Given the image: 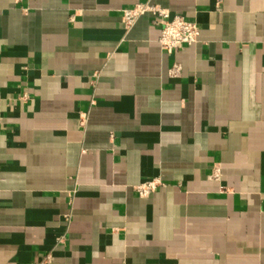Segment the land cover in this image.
Returning a JSON list of instances; mask_svg holds the SVG:
<instances>
[{"label":"crops","instance_id":"crops-1","mask_svg":"<svg viewBox=\"0 0 264 264\" xmlns=\"http://www.w3.org/2000/svg\"><path fill=\"white\" fill-rule=\"evenodd\" d=\"M47 257L264 264V0H0V264Z\"/></svg>","mask_w":264,"mask_h":264},{"label":"built area","instance_id":"built-area-1","mask_svg":"<svg viewBox=\"0 0 264 264\" xmlns=\"http://www.w3.org/2000/svg\"><path fill=\"white\" fill-rule=\"evenodd\" d=\"M144 15H151L153 23L160 28L159 43L162 49L169 55L176 53L184 47L196 44L200 37L199 25L183 15H171L170 11L157 4L150 2L139 3L132 8L121 10V21L125 30L129 31L136 22ZM181 72L179 65H174L170 70L172 76ZM159 180H152L140 184L136 190L141 197H146L154 192L159 186ZM44 259L42 264L49 262Z\"/></svg>","mask_w":264,"mask_h":264}]
</instances>
